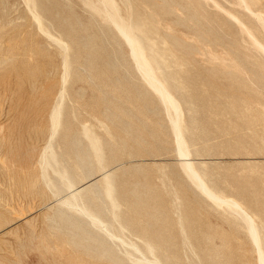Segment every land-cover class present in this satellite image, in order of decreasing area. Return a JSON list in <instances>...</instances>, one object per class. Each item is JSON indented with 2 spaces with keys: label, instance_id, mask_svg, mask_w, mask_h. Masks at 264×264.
<instances>
[{
  "label": "rangeland",
  "instance_id": "1",
  "mask_svg": "<svg viewBox=\"0 0 264 264\" xmlns=\"http://www.w3.org/2000/svg\"><path fill=\"white\" fill-rule=\"evenodd\" d=\"M112 1L184 111L192 163L256 218L264 252V28L238 0ZM0 140V264H258L239 219L183 174L100 0H0ZM70 193L119 240L60 210Z\"/></svg>",
  "mask_w": 264,
  "mask_h": 264
},
{
  "label": "bare ground",
  "instance_id": "2",
  "mask_svg": "<svg viewBox=\"0 0 264 264\" xmlns=\"http://www.w3.org/2000/svg\"><path fill=\"white\" fill-rule=\"evenodd\" d=\"M238 1H239L240 6L243 7L248 13L252 14L257 19L259 24L264 28L263 17L259 13L254 12L255 0H238ZM124 2H126V1L124 0ZM100 3H101V6H102V9H103L105 16L109 19L112 26L115 28V30L121 36V38L124 40V42L130 47L132 61L135 63L139 72L142 74L144 81L147 83L149 88L152 91H154L155 94L159 97L161 103L163 104V106L165 107V109L168 112V116L170 118L172 129H173V141L176 145V150H177L178 156L180 157V161H181L180 166H181V170H182L183 174L185 175V177L187 178V180L189 181L191 186L194 189H196L204 198H206L211 203L212 206H214L216 209L224 210L225 212L228 211L232 215L236 216L239 219V221L247 229L249 237L251 238L253 245L256 248V253H257V257H258V259H257L258 264H264V252H263L262 247H261L262 235H261L260 230H259L260 225L257 223L256 218L251 213H249L246 210V208L244 207V205H242L238 200L234 199L233 197L226 196L224 193H221V192H218V191L212 189L208 185L206 178L194 166V164L192 163V161L190 159V157H191L190 150H189L187 143H186V140L184 138V129H183L184 111H183L181 105L179 104L178 100L173 95L171 86L167 83H164V81H161L158 77L159 74L157 75V73H156V70H154L148 64V61L146 59L147 57L145 56L140 45L138 44V38L135 35L136 33L133 32L132 26L129 24H126L123 21V19L118 15V9H117L116 5L114 4V2L112 0H100ZM126 3H124V5ZM126 5H128V3ZM128 8H129V6H128ZM130 15H131V13H130ZM35 19L38 21L37 16L35 17ZM130 24H132V23H130ZM7 58H8L7 61H10L8 56H7ZM7 58H5V59H7ZM60 117H61V107H58L56 112L53 113V115L51 116L52 125L53 124L55 125L56 122H59ZM55 132H56V130H55ZM55 132H54V134H55ZM54 134L52 133V136H51L52 138H53ZM0 141H2V140H0ZM3 159H4V157H3ZM5 161H6V159H5ZM46 165H47V167L48 166L51 167V169L54 172V175L59 177L60 181H69L70 182V179L66 175L65 171L60 168V164L58 162L56 155L52 154V156H50L49 159L46 160ZM104 181L108 182L106 180V176H104ZM28 186H29V184H28ZM33 188H34V186L32 187V189ZM53 188L55 189L56 194L63 193L60 190V186H58V185L55 186V184H54ZM72 189L73 188H71L70 190H72ZM111 194H112V186L110 183H108L107 195L111 196ZM55 195H54V198H55ZM80 195H81L80 193H76V194L70 193L66 198H64L63 200H60V201H62V202H60L61 203L60 210L64 209V208H69V209L75 210L77 213H79L80 215L87 218L95 227L100 228V229L105 228V232L111 240H119L115 234H113L112 232H110L109 230L106 229L107 226H105V224L102 222V220L97 215V213H92L85 208L83 199ZM1 202H2V200H1ZM20 209H22V208H20ZM20 215H22V214H20ZM17 216H19V215H17ZM20 219H21V216H20ZM120 242L123 245H126L121 240H120ZM147 248H149V247L147 246ZM135 251L139 252L138 249H135ZM148 251H150V250H148ZM105 253H107V252H105ZM129 254L130 253L128 251H124V255L129 256ZM150 254H152V253H150ZM153 255L156 256L157 254L153 253ZM147 259L148 258L143 259V260L149 262L150 260L149 259L147 260ZM147 262H145V263H147ZM153 264H161V263L156 258H154Z\"/></svg>",
  "mask_w": 264,
  "mask_h": 264
}]
</instances>
